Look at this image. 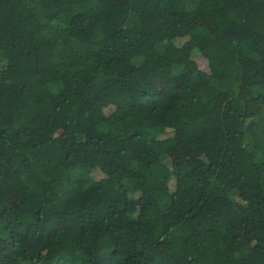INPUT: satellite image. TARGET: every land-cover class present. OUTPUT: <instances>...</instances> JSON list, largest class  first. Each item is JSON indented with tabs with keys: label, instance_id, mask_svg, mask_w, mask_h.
Returning <instances> with one entry per match:
<instances>
[{
	"label": "trees",
	"instance_id": "obj_1",
	"mask_svg": "<svg viewBox=\"0 0 264 264\" xmlns=\"http://www.w3.org/2000/svg\"><path fill=\"white\" fill-rule=\"evenodd\" d=\"M0 264H264V0H0Z\"/></svg>",
	"mask_w": 264,
	"mask_h": 264
},
{
	"label": "rangeland",
	"instance_id": "obj_2",
	"mask_svg": "<svg viewBox=\"0 0 264 264\" xmlns=\"http://www.w3.org/2000/svg\"><path fill=\"white\" fill-rule=\"evenodd\" d=\"M193 60L200 66V67H206V61L201 58L199 55H193Z\"/></svg>",
	"mask_w": 264,
	"mask_h": 264
}]
</instances>
